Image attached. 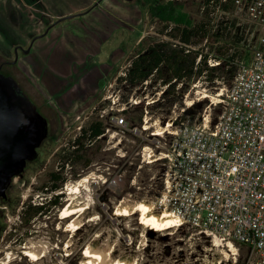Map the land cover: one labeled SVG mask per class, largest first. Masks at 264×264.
Returning a JSON list of instances; mask_svg holds the SVG:
<instances>
[{"label":"rangeland","instance_id":"obj_1","mask_svg":"<svg viewBox=\"0 0 264 264\" xmlns=\"http://www.w3.org/2000/svg\"><path fill=\"white\" fill-rule=\"evenodd\" d=\"M145 1L0 0V59H13V46L19 44L26 49L36 36L29 52L19 51L18 63L3 69L16 78L39 111L50 119L48 137L37 149V161L29 165L22 179L13 180L8 202H0V257L10 249L17 255L18 264H29L20 253V246L29 238L53 244L63 239L56 230V218L66 193L54 206L49 205L50 194L39 191L47 181L48 170L57 171L61 165L64 180L52 195L61 193L66 183L89 171L103 178L89 183L93 199L89 213L97 215L98 224H87L77 232L70 255L65 254V243L60 242V249L46 257L54 259L55 264H83L86 243L97 232L101 234L99 244H116L117 254H138L146 264H198L205 256L213 258V252L227 243L200 234L196 227L184 223L147 234L146 246L137 252L141 229L137 215L130 220L113 214L115 204L125 196L155 200V207L163 208L160 195L163 162L167 159L150 161L147 152L163 155L172 147L175 136L168 130L155 134V126L145 125L150 126L158 118L164 126L173 117V130L175 117L189 123L209 111L214 117L218 108L213 109L211 101L224 86L219 80L208 81L204 75L168 96L152 79L134 89L116 79L124 75L129 58L140 48L137 43L141 38L142 47L160 39L171 41L158 32L161 24L146 13ZM179 2L193 18L200 17L199 0ZM222 77L227 79L228 73ZM136 98L138 102H134ZM120 116L126 121L123 126L113 121ZM93 118L102 119L106 128L97 140L83 142L82 158L90 159L84 167L82 161H69L67 156H72L71 144L80 126ZM145 147L148 151H144ZM43 195L48 197L41 198ZM39 201L44 211L24 221L28 206ZM232 245L235 251L221 264L243 263L246 247Z\"/></svg>","mask_w":264,"mask_h":264},{"label":"built area","instance_id":"obj_2","mask_svg":"<svg viewBox=\"0 0 264 264\" xmlns=\"http://www.w3.org/2000/svg\"><path fill=\"white\" fill-rule=\"evenodd\" d=\"M198 8L240 55L227 62L232 76L216 79L224 86L211 101L214 117H175L174 143L160 157V203L198 233L246 247L242 264H264V0H199ZM206 61L222 59L209 53ZM113 121L126 124L123 116Z\"/></svg>","mask_w":264,"mask_h":264},{"label":"trees","instance_id":"obj_3","mask_svg":"<svg viewBox=\"0 0 264 264\" xmlns=\"http://www.w3.org/2000/svg\"><path fill=\"white\" fill-rule=\"evenodd\" d=\"M145 6L149 17L161 24L158 32L168 36L171 41L160 39L142 47L143 39L141 38L137 43L140 48L129 58L124 75L117 76L116 79L126 83L132 89L141 88L145 81L152 79L158 86L163 87L162 92L168 96H174L178 90L181 92L189 83L195 82L204 75L208 81L219 79L225 72L229 77L232 76L235 66L227 62L240 53L239 51L230 52L225 45L226 42H219V32L217 29L211 30L208 13L204 12L195 19L184 9V4L179 0H146ZM205 38L208 39L205 44L206 53L203 52V46H198ZM209 53L216 59H222V62L217 66H209L206 61ZM200 54L202 56L196 63ZM177 85L180 86L177 88ZM138 120L141 121V114ZM105 128L106 125L99 118H93L80 126L78 134L72 141V156H67L68 160L82 161L84 167L88 166L90 159L82 158L80 153L84 148L83 142L97 140L104 135ZM59 178L63 182V176L47 172L46 183L39 187L40 192L45 190V194H50L49 205L58 206L60 203L58 198L65 193L61 191L52 195V192L59 190L60 184L55 182ZM47 197L48 195H43L41 198ZM43 208L42 201L29 205L25 211L27 217L24 221L42 213Z\"/></svg>","mask_w":264,"mask_h":264},{"label":"bare ground","instance_id":"obj_4","mask_svg":"<svg viewBox=\"0 0 264 264\" xmlns=\"http://www.w3.org/2000/svg\"><path fill=\"white\" fill-rule=\"evenodd\" d=\"M138 101V98L134 99V102ZM188 103H191V101H188ZM172 118H170L164 126L160 124V120L158 118H155L152 120V122H150V126L145 125V127L148 128L155 126V134L161 133L164 130L173 132V130L170 129V126L172 125ZM146 148L147 147H145L144 151H148ZM147 153L148 159L150 161L159 159L161 157V155L156 153ZM94 178H103V176L96 174L93 171H89L73 182L65 184L64 192L66 193L67 198L65 199V203L60 209V212L57 213L56 218V230L63 234V239L59 240L57 244H53L49 240L29 238L27 242L20 246L22 259H28V261H30L29 264H55L54 259H46V257H48V255L53 251L60 249V242L65 243L63 250L66 251V255L73 253L72 241L77 232L87 224H98L97 215L94 213H89L93 204L89 183ZM102 181H104V179ZM154 201H148L143 198L134 200L129 198V196H125L115 204V209L113 212L115 216H127L130 220H132L137 215V223L141 228L140 239L137 246L138 249L136 250L137 252L141 251L142 248L146 246L147 234L152 233L153 231L161 232L169 229L171 230L182 225V220L177 213L166 207H163L161 210L156 208V203H154ZM100 237L101 234L97 232L87 241V245L83 250V264L147 263V261L138 254L127 255L121 252L117 254L116 244H112L111 246L109 245V242L99 244L98 241ZM214 241L212 245L216 246L217 243ZM6 250L7 251L4 252V254H2L0 257V264H18L17 255L10 249ZM209 250L212 249L209 248ZM234 251L235 249L233 248V245L227 241L224 246L218 247L217 250L213 252V258L205 256L198 264H221L223 261H226L229 258L230 252ZM188 264L191 263L189 262Z\"/></svg>","mask_w":264,"mask_h":264},{"label":"water","instance_id":"obj_5","mask_svg":"<svg viewBox=\"0 0 264 264\" xmlns=\"http://www.w3.org/2000/svg\"><path fill=\"white\" fill-rule=\"evenodd\" d=\"M47 31L48 28L42 34ZM47 130L46 118L36 110L18 82L0 72V192L15 174L25 169L27 161L37 157V148L45 140Z\"/></svg>","mask_w":264,"mask_h":264},{"label":"flooded vegetation","instance_id":"obj_6","mask_svg":"<svg viewBox=\"0 0 264 264\" xmlns=\"http://www.w3.org/2000/svg\"><path fill=\"white\" fill-rule=\"evenodd\" d=\"M47 29V28H46ZM45 29V30H46ZM48 29H49V27H48ZM34 37H36V36H34ZM34 37H32L31 39H30V41L34 38ZM29 44H30V42H29ZM32 46V45H31ZM23 50H25V48H23V47H21V45H19V44H15L14 46H13V49H12V53H13V59H0V72L2 73V74H4V75H6V76H12V75H10L9 73H7L6 71H4V69H3V67L5 66V65H7V64H17L18 63V60H19V58L17 57L16 58V55L18 56V52L19 51H22L23 52ZM15 80H16V78L14 77V76H12ZM17 81V80H16ZM18 82V81H17ZM18 84H19V82H18ZM20 85V84H19ZM20 87H21V85H20ZM22 88V87H21ZM22 90H23V88H22ZM24 91V90H23ZM25 92V91H24ZM26 93V92H25ZM27 94V93H26ZM28 96V95H27ZM29 97V96H28ZM29 99H30V97H29ZM31 100V99H30ZM32 101V100H31ZM33 102V101H32ZM34 103V102H33ZM35 104V103H34ZM35 106H36V104H35ZM36 110L38 111V112H40L45 118H46V120H47V125H48V127L50 126V119L46 116V115H44L41 111H39V109L37 108V106H36ZM48 137V130H47V135H46V138ZM45 138V139H46ZM40 147V146H39ZM38 149V148H37ZM38 151V150H37ZM37 159H38V155H37V157L34 159V160H31V161H27V165H26V167H25V169L22 171V172H20V173H18V174H15L12 178H11V181H10V183H9V185L3 190V191H1L0 192V202H2V203H5V202H8V200H9V197H8V191L10 190V187H11V185H12V183H13V180L15 179V178H17V179H22L23 178V176H24V174H25V172L29 169V165L32 163V162H35V161H37ZM59 169L56 171V170H48V172L49 173H54V174H56V176H58V175H60V176H63L62 175V172H61V168H62V166H59L58 167ZM54 182V181H53ZM55 182L57 183V184H60L61 185V179L59 178L58 180H55ZM51 187V186H50ZM0 216H1V211H0ZM0 226H1V224H0Z\"/></svg>","mask_w":264,"mask_h":264}]
</instances>
